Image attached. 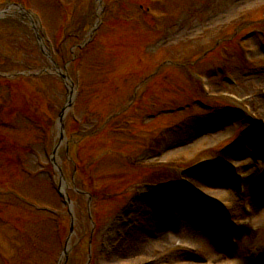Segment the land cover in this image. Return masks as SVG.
<instances>
[{
	"label": "rangeland",
	"instance_id": "374dc122",
	"mask_svg": "<svg viewBox=\"0 0 264 264\" xmlns=\"http://www.w3.org/2000/svg\"><path fill=\"white\" fill-rule=\"evenodd\" d=\"M21 1L42 13L61 52L58 72L0 79V184L19 197L0 195V264H60L65 247L64 264H231L228 232L251 217L244 201L264 207V0H103L104 10L98 0ZM16 17L0 18V69L53 66ZM76 55L84 61L80 122L65 115L58 147L69 95L63 74L72 75ZM244 145L246 153L231 151ZM237 173L248 195L235 188ZM181 176L202 193L185 192ZM60 181L72 200L71 234ZM215 197L238 200L232 222L217 214ZM186 223L207 231L220 261L182 230ZM249 224L258 229L244 264H257L264 222ZM161 229L175 233L168 245L155 236ZM195 240L192 250L184 244Z\"/></svg>",
	"mask_w": 264,
	"mask_h": 264
},
{
	"label": "bare ground",
	"instance_id": "6f19581e",
	"mask_svg": "<svg viewBox=\"0 0 264 264\" xmlns=\"http://www.w3.org/2000/svg\"><path fill=\"white\" fill-rule=\"evenodd\" d=\"M249 134H253V132L250 131ZM250 136V135H249ZM252 140V138H250ZM236 150V153L235 154H242L244 153L245 151L248 152V148H246V146L244 145L243 147H236V149H234L233 151L235 152ZM245 152V153H246ZM199 170L201 171V174H202V169L199 168ZM219 179V185H226L227 182L225 179H223V177L220 175L218 177ZM251 191V187H250V184L248 183L247 184V191H246V195H248ZM254 195H256V192H254ZM260 197V196H258ZM143 211L146 213L147 211L143 209ZM145 213H143V215H146ZM251 216H253V219L252 221L254 223H258V222H264V207L261 208L260 207V201L258 200V203L257 205L253 206L252 210H251ZM147 217H148V214H147ZM199 217V220L201 221V217ZM148 220V219H147ZM150 222H151V219H150ZM191 225V223H190ZM188 223H186L183 227H182V230L189 233V234H192L194 236H196L198 233L197 231L199 232V228H196L199 226V224L197 226H190ZM205 227V226H204ZM202 228V227H201ZM246 228V226L244 227ZM204 230V228H202ZM201 229V230H202ZM197 230V231H196ZM202 230V233H199L198 234V241L199 243L203 246V249H205V251H207V256L208 258L211 260V261H218L219 258H220V255L218 254V252L215 250L214 248V244H213V241L211 238H208L206 233L207 231H203ZM244 230V229H242ZM245 230L248 231V233L246 234L245 232L242 233V231L238 232L237 233V237H238V242L234 248V251L236 252V258L232 260L231 264H244L246 262V257H245V254L247 256V252H248V249L250 250V241L252 239V231L250 230L249 227H247ZM174 231L173 232H169L167 233L166 231H164V229H161L159 230L158 232L155 233V236L157 237V239L159 240V242H162L163 245H168V243L170 242V239L172 238V236L174 235ZM189 245H193L194 247L197 245V242L196 240L192 242H187ZM258 257V262L257 264H263L264 263V259H262V257L260 258L259 257V254L257 255ZM220 261V260H219ZM212 264V263H211Z\"/></svg>",
	"mask_w": 264,
	"mask_h": 264
},
{
	"label": "water",
	"instance_id": "95a60500",
	"mask_svg": "<svg viewBox=\"0 0 264 264\" xmlns=\"http://www.w3.org/2000/svg\"><path fill=\"white\" fill-rule=\"evenodd\" d=\"M63 111H64V110H63ZM62 113H63V112H62ZM62 113H61V114H62ZM62 128H63V126H62Z\"/></svg>",
	"mask_w": 264,
	"mask_h": 264
}]
</instances>
